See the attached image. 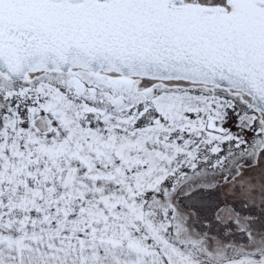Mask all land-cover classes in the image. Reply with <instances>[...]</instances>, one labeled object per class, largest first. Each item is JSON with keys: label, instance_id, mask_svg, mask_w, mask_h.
Listing matches in <instances>:
<instances>
[{"label": "snow or ice", "instance_id": "6c2138e0", "mask_svg": "<svg viewBox=\"0 0 264 264\" xmlns=\"http://www.w3.org/2000/svg\"><path fill=\"white\" fill-rule=\"evenodd\" d=\"M0 264H264V0H0Z\"/></svg>", "mask_w": 264, "mask_h": 264}]
</instances>
